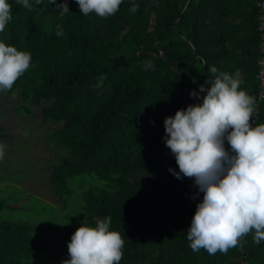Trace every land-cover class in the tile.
<instances>
[{
    "label": "trees",
    "instance_id": "obj_1",
    "mask_svg": "<svg viewBox=\"0 0 264 264\" xmlns=\"http://www.w3.org/2000/svg\"><path fill=\"white\" fill-rule=\"evenodd\" d=\"M260 1L189 0L183 9L187 0H123L115 15L101 19L82 15L75 0H66L63 17L49 0L31 11L8 0L12 20L0 40L30 52L32 67L0 94L16 97L27 114L29 103L41 106V125H52L45 143L58 152L49 182L60 206L38 199L61 216L65 234L111 217L110 230L124 239L120 264H264V240L254 244L251 234L226 254L189 247L186 232L203 193L169 171L179 169L163 126L165 116L201 102L189 93L213 79V66L240 74V88L255 97L251 124L264 123L256 79V62L264 59ZM132 4L139 5L135 13ZM149 60L154 70L145 71ZM101 75L103 87H93ZM7 174L0 173V190L12 195L0 198V211L29 212L28 198L7 185ZM38 228L40 220L28 216L0 219V264H53Z\"/></svg>",
    "mask_w": 264,
    "mask_h": 264
},
{
    "label": "clouds",
    "instance_id": "obj_2",
    "mask_svg": "<svg viewBox=\"0 0 264 264\" xmlns=\"http://www.w3.org/2000/svg\"><path fill=\"white\" fill-rule=\"evenodd\" d=\"M49 2L56 5L61 17L70 11L66 0ZM75 2L82 15L94 13L107 19L119 11L123 0ZM17 3L31 11L42 0H17ZM138 7L132 4L130 11L135 13ZM11 20L12 5L8 0H0V33L5 32ZM56 29L57 37L64 35L60 25ZM259 40L260 46V34ZM30 67V52L0 40V92L11 90ZM142 67L152 71L155 66L149 60ZM207 71L213 79L189 93L201 102L165 116L163 126L164 142L179 169L169 171L177 179H192L198 192L203 193L186 232L189 247L194 252L203 249L215 255L241 246L250 234L254 244L264 240V123L252 126L255 97L240 88L242 79L238 72H218L215 66ZM105 79L101 75L93 87L102 88ZM5 148L0 143V160ZM110 224L111 217L98 219L95 227L81 224L71 235L67 244L69 259L62 264H120L124 239L120 232L110 230Z\"/></svg>",
    "mask_w": 264,
    "mask_h": 264
},
{
    "label": "rangeland",
    "instance_id": "obj_3",
    "mask_svg": "<svg viewBox=\"0 0 264 264\" xmlns=\"http://www.w3.org/2000/svg\"><path fill=\"white\" fill-rule=\"evenodd\" d=\"M20 105L21 102L16 97L0 94V129L3 136L0 143L6 145L4 158L0 160V173H8L7 179L12 180L6 181L7 185L19 192L16 195L25 194L31 210L26 213L22 208L15 211L3 209L0 211V219L19 221L28 216L33 220H40L41 228L36 231L46 247V258L53 260V264H62L63 260L69 259L67 244L72 234H65L68 226L62 222L61 216L53 213L52 208L47 213L43 202L39 200L60 206V200L52 192L49 182V163L55 162L58 152L49 151L45 143L52 125H41V106L29 103L32 113L27 114L18 110ZM56 127L60 128V125ZM31 138L34 139L31 141ZM10 195V189L0 190V198ZM25 198L22 197L20 203H14V206L19 207Z\"/></svg>",
    "mask_w": 264,
    "mask_h": 264
},
{
    "label": "built area",
    "instance_id": "obj_4",
    "mask_svg": "<svg viewBox=\"0 0 264 264\" xmlns=\"http://www.w3.org/2000/svg\"><path fill=\"white\" fill-rule=\"evenodd\" d=\"M260 7V13L258 15V29H259V34L261 38V45L259 46V49L262 51L264 49V0H261L258 3ZM257 74H256V79L258 80V85L260 88L259 91V97H262V93L264 92V59L263 57H260L257 61ZM244 264H246L244 262Z\"/></svg>",
    "mask_w": 264,
    "mask_h": 264
},
{
    "label": "water",
    "instance_id": "obj_5",
    "mask_svg": "<svg viewBox=\"0 0 264 264\" xmlns=\"http://www.w3.org/2000/svg\"><path fill=\"white\" fill-rule=\"evenodd\" d=\"M189 2V0H187V2L185 3V6H184V8L186 7V5H187V3Z\"/></svg>",
    "mask_w": 264,
    "mask_h": 264
},
{
    "label": "crops",
    "instance_id": "obj_6",
    "mask_svg": "<svg viewBox=\"0 0 264 264\" xmlns=\"http://www.w3.org/2000/svg\"><path fill=\"white\" fill-rule=\"evenodd\" d=\"M257 23H258V20H257ZM258 99H261V98L259 97V94H258Z\"/></svg>",
    "mask_w": 264,
    "mask_h": 264
}]
</instances>
